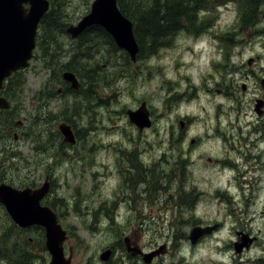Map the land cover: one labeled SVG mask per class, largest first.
Listing matches in <instances>:
<instances>
[{"label": "rangeland", "instance_id": "rangeland-1", "mask_svg": "<svg viewBox=\"0 0 264 264\" xmlns=\"http://www.w3.org/2000/svg\"><path fill=\"white\" fill-rule=\"evenodd\" d=\"M93 1L56 0L59 16L42 35L54 60L46 61L36 47L19 73L14 86L23 124L13 144L17 163L3 181L24 187L29 179L51 176L71 264H133L123 244L127 236L145 251L168 246V254L154 264H264V118L252 110L260 97L255 90L241 91L244 62L256 59L260 73L264 66V0L255 24L245 27L231 0H208L195 10L191 30L186 25L134 64L106 35L94 36L95 47L86 53L79 46L82 38L73 41L64 32ZM241 5L245 11L244 0ZM226 36H232L230 44L223 42ZM73 56L76 64L70 62ZM68 63L78 70L82 91L58 96ZM219 88H226L228 98ZM142 102L151 126L138 131L125 111ZM63 118L74 132V146L58 144ZM54 156H60L58 163ZM158 173L169 176L159 180ZM174 175L184 191L170 184ZM150 193L146 205L142 198ZM214 224L213 235L189 244L191 230ZM235 231L255 238L240 256L231 247ZM106 249L112 256L104 263L99 255ZM49 260L44 232L19 230L0 207V264Z\"/></svg>", "mask_w": 264, "mask_h": 264}, {"label": "water", "instance_id": "water-1", "mask_svg": "<svg viewBox=\"0 0 264 264\" xmlns=\"http://www.w3.org/2000/svg\"><path fill=\"white\" fill-rule=\"evenodd\" d=\"M28 4L29 7L24 6ZM47 0H0V83L11 73L28 67L35 48L37 25L47 12ZM98 26L114 41L118 49L126 52L131 62H135L138 46L132 32V23L119 11L116 0H94L89 12L76 25L65 29L71 39L78 37L86 28ZM62 79L71 85L79 87L76 76L72 72H64ZM129 122L139 131L149 128L151 122L149 113L143 102L136 111L126 112ZM60 132L67 143L73 144L74 137L69 127L60 126ZM45 188L35 192L18 191L11 187L0 186V204H2L15 225L20 228L39 226L45 232V248L50 253L48 264H69L63 256L62 244L65 232L58 224L56 215L48 207L40 206V199ZM216 226L195 228L191 230L188 239L195 244L203 235H209ZM239 243L234 244V250L239 253L252 242L246 235L241 234ZM134 250V249H133ZM127 248L134 255L136 250ZM155 254L147 255L148 261ZM110 251L100 255L101 261H107Z\"/></svg>", "mask_w": 264, "mask_h": 264}, {"label": "flooded vegetation", "instance_id": "flooded-vegetation-1", "mask_svg": "<svg viewBox=\"0 0 264 264\" xmlns=\"http://www.w3.org/2000/svg\"><path fill=\"white\" fill-rule=\"evenodd\" d=\"M245 2L247 3V5H245V11H244L242 5L239 6V8H238L239 17L240 16L242 17V20H241L242 27L254 25L255 24V16H256L254 14L253 17L251 18V15L254 12V10H253V8L250 7V1L249 0H245ZM257 9H256V13H257ZM242 21H244V22L242 23ZM235 25H237V23ZM187 28L190 29L189 27H187ZM244 29H242V30H244ZM181 30H185V29H181ZM231 39H233L232 36L231 37H228V36L223 37V42L230 44L232 42ZM227 58H228V54L226 52L224 54H222V56H221L222 62H225ZM134 63H136V62H134ZM134 63H132V64H134ZM255 63H258V62L256 61V59H253L251 57H249L247 59V61L244 62V68H245L246 72H245V74H242V76H243L242 78H243V82H245V83L241 84V91L242 92L248 91V86L251 89L255 90L254 94L257 96H260V97L254 98V106H253L252 110H253L254 115L257 118H261V117L264 118V95L259 94V93H264V66H262V70L260 73V72H258V71H260L258 64L254 67ZM256 69H258V71ZM18 77H19L18 73L14 72V73H11L4 80H2V82L0 83V186L5 185L8 187H11L12 189L18 190V191H23V190L27 189V190H29V192H35V191H38L42 188H45V193L42 196V198L40 199V206L50 208L52 210V212L56 215V219H57L58 223H60V219H59L58 215L56 214V211L54 210V201L56 200V198H55V195L53 194V179L51 178L50 175L38 176V177L32 178V180L29 179L27 181L29 183L27 185H25L24 187H13V186H11V185H9L3 181L4 176L6 175V171L11 169L12 167H14V165L17 163L15 160L16 156H15V152L13 150V144L19 140L20 136L17 133V129L21 128L22 124H23V121L18 119V105L16 104L17 88H16V86H14V84L17 83V81H18ZM60 78H61V75H60ZM250 80H252L253 86H250V84H249ZM61 81H62V78H61ZM78 81H79V79H78ZM62 82L64 84H66V86H63V87L58 88L56 90V94L58 96H63L66 93L79 94V92L82 91L81 90V84L79 85V87L77 89H73V88H71V85H69L68 83H66L64 81H62ZM225 89L226 88H219V91H221L223 96L227 97L226 95L228 92H226ZM229 96L232 97V94L229 93ZM127 111H134V110L127 109L125 111V114ZM148 113H149V111H148ZM149 117H150V115H149ZM127 118H128V116H127ZM61 121H62V123H59L57 126V130L59 133L58 138L61 139V141H59L58 144L60 145L62 142L63 144H65L67 146H74V144H76V138H75L74 132L72 131L71 126L67 124L69 120H66L65 118H63V119H61ZM60 126H67L70 128V130L73 134V137H74V143L73 144L67 143L65 141L64 136L62 135V133L59 130ZM179 126H180V128H183V122H179ZM193 142H194V140H191L190 144H193ZM57 159L60 160V156H54V162L55 163H58V162H56ZM257 164L258 165L260 164V159H259ZM134 167H137V166H134ZM156 176L159 180H161L163 177L169 176V174L166 173V174H160L159 175V173H158V174H156ZM41 177H43L42 180L40 179ZM136 177L137 176H135V178ZM167 180H169V179H167ZM173 182L177 183V191H179V192L184 191L182 188V185L178 186V182H179V176L178 175H174L170 178V184H172ZM150 196H151V193L149 194V196H144L142 198L146 205H149ZM186 199H190V196H187ZM180 201L185 202V200L182 197L180 198ZM0 207L5 210V208L2 204H0ZM6 214H7V212H6ZM8 217L11 220L9 215H8ZM148 219H151V218L150 217L146 218L145 216L143 217V220H148ZM212 226H216L214 232L212 233V235H213L215 233L216 229L218 228V224H214ZM33 228L37 229L36 227L31 226V227H28L27 230L33 229ZM140 229H141L140 227H138L136 229L137 233H139ZM24 231H26V230H24ZM243 233L244 232L235 231L234 234L236 236V240H238V237H241V234H243ZM188 236H189V233L187 235V239H188ZM204 238L205 237H202L196 244H198ZM249 238L252 239V243H253L255 238H252V237H249ZM68 239H69V235L66 232V239H65L64 244H63V250H64L65 244H66ZM234 243L231 246V247H233V250H234ZM123 244L125 246L126 251H127V248H130L131 250H133V249L136 250L137 253H134V255H132L131 253H129L127 251L128 255L130 257H133V258H131L134 260L133 264H154L155 260L161 259L166 254H168V252H169V248L166 245H160V246H157L156 249L154 248L151 251L150 250L145 251L143 248H141L139 245H137L134 242L133 238H131L130 236H127L123 239ZM191 246H195V245H191ZM244 250L245 249H243L242 252ZM105 251H110V256L108 259V260H110V257L112 256V250L106 249L103 252H105ZM242 252L240 254H242ZM150 254H155V255L150 259V261H148L147 255H150ZM240 254H237V255L240 256ZM100 255H99V260H100ZM108 260L103 261V262L104 263L108 262ZM15 264H18V262ZM22 264H24V263L22 262ZM70 264H71V262H70Z\"/></svg>", "mask_w": 264, "mask_h": 264}, {"label": "trees", "instance_id": "trees-1", "mask_svg": "<svg viewBox=\"0 0 264 264\" xmlns=\"http://www.w3.org/2000/svg\"><path fill=\"white\" fill-rule=\"evenodd\" d=\"M48 1L49 10L44 14L39 23L40 34L36 37V47L41 57H45L46 61L52 62L54 60V55L48 53V50V54L46 53V42H42V35L43 33H47L45 26L48 25L51 27L52 22H56L59 14L56 0ZM206 1L208 0H123L122 3L121 0H116L120 12L134 25L135 38L139 45L137 59L144 52L152 54L158 47H161V43L164 39L173 36L181 29H186V25L187 27L193 25L196 17L195 10L200 11L205 8ZM218 1L219 0H216V3ZM249 1L250 7L254 10L251 15L252 18L254 14L256 15V9L263 0ZM210 2L211 0H209V3ZM195 31H197V29H195ZM102 35H105V33L101 28L96 26L90 27L79 37L82 38L81 43L79 42V46L82 47L86 53H89V51L95 47V44L91 43V40H93L92 38ZM144 38L147 39L145 47L142 44ZM109 41L112 42L110 38ZM72 59L73 60H70V62L76 64L74 56ZM62 71L72 73L78 72L76 68L73 69L70 67V63L64 65ZM83 79L88 83L94 82V79L90 75H84ZM260 263L262 264L263 261L261 260Z\"/></svg>", "mask_w": 264, "mask_h": 264}]
</instances>
